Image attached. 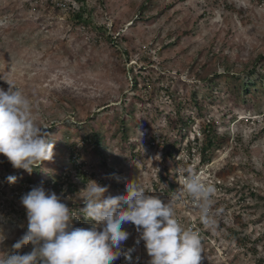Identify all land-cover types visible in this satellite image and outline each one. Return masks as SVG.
<instances>
[{"label":"rangeland","instance_id":"obj_1","mask_svg":"<svg viewBox=\"0 0 264 264\" xmlns=\"http://www.w3.org/2000/svg\"><path fill=\"white\" fill-rule=\"evenodd\" d=\"M81 8L89 25L74 19ZM260 55L264 0H0V76L30 99L34 119L54 143L53 160L44 161L38 173L14 169L0 155V256L27 230L20 198L36 185L62 195L78 215L76 227L89 226L79 212L83 203L74 199L89 179L107 186L106 196L125 192L126 182L137 178L150 195L158 196L155 184L168 188L157 173L163 167L160 144L172 136L169 116L176 120L182 102L193 121L173 168L177 190L164 200L174 205L182 227L198 226L201 264H264ZM255 67L252 85L248 78ZM214 83V89L207 86ZM0 87L9 85L0 79ZM194 91L205 100L201 112L189 99ZM210 120L221 138L203 163L202 126ZM94 131L102 137L100 149L85 139ZM189 152L195 153L189 168L215 187L210 225L200 221L196 205L180 191L177 167ZM9 175L17 177L15 184L7 181ZM60 175L66 182L54 185ZM124 227L132 260L121 256L115 264H147L135 226Z\"/></svg>","mask_w":264,"mask_h":264},{"label":"clouds","instance_id":"obj_2","mask_svg":"<svg viewBox=\"0 0 264 264\" xmlns=\"http://www.w3.org/2000/svg\"><path fill=\"white\" fill-rule=\"evenodd\" d=\"M0 79L9 85L6 90L0 87V155L14 169L31 174L44 161L53 160L54 143L47 128L34 119L30 99L10 79ZM177 174L180 191L194 202L200 221L210 225L214 185L187 166L179 165ZM6 179L17 182L14 175ZM125 188V192L106 196L107 186L89 179L74 197L83 203L79 212L89 226L76 227L78 215L62 195L43 183L32 187L20 198L27 230L7 255L0 256V264H115L121 256L131 261L134 249L124 246L130 236L127 224L135 226L136 244L144 242L150 258L147 264H201V236L180 225L174 205L148 194L138 178L126 182ZM29 244L31 251H18Z\"/></svg>","mask_w":264,"mask_h":264},{"label":"trees","instance_id":"obj_3","mask_svg":"<svg viewBox=\"0 0 264 264\" xmlns=\"http://www.w3.org/2000/svg\"><path fill=\"white\" fill-rule=\"evenodd\" d=\"M85 10V8H81L79 10V12L74 13V19L77 20L78 22H82L84 23V25H89L88 21L84 18V14L83 11ZM264 59V55H260L256 61V63H260V61H262ZM258 68H253L252 72H250V77L248 78V83L249 84H253V80L257 74V72H259L257 70ZM253 73V75H252ZM264 74V72H261V74ZM233 76H236V74H233ZM236 78H242V76H237ZM247 83V82H246ZM236 84V83H235ZM217 84H207L208 87H212L210 89H214V86ZM237 85V84H236ZM205 86V87H207ZM242 88H245L246 90L249 89L247 87H245V84H241ZM206 89V88H204ZM249 91V90H248ZM168 93V91H167ZM175 96V95H172ZM207 98L212 99L211 95L208 93ZM191 100V104L194 106L195 109H198L200 112L202 110H204V105L203 102L205 100H203L202 98L199 97L197 91H194L191 93L190 98ZM126 107H129V103L127 104V102H125ZM127 113H130L129 109L127 111ZM201 115V113H198ZM176 120L173 122V117H171V115L169 116V120L170 123L172 125V136L168 137L167 140H164L162 142V144H160L161 150H162V155H161V162L163 164V167L158 171V175H159V179L160 181L165 180V182L168 184V188H166L165 186H159L158 184H155V193L158 195V197H160L161 199H165V197L167 195H170L174 192H176L177 190V185L176 183L172 180L173 175V168L176 164L179 163V161L177 159V156L179 155V152L183 149L182 147V141L184 139V137L186 136L185 131L187 130V128L189 127V124L193 121V115L192 114H188L187 112H185L183 110V103L179 102L178 107H177V111L175 114ZM204 117H206L204 115ZM125 118H123V123L125 124ZM123 124V126H124ZM203 132H204V144H202V146L199 148L200 149V155H201V162L205 163L208 161L209 159V152L212 151L213 148H215L218 143H219V139L221 138V135L218 132V127L215 125L214 122H212L211 120L209 122L206 123V125L202 126ZM124 130H126V128H124ZM127 135V134H125ZM153 140H156V137H153ZM86 140H91L94 142L95 147H97V149H100L103 147V140L102 137L100 135V132L98 131H94L91 136H88V138H85ZM194 142L197 143L198 145V138H196L195 140H193ZM190 148L191 150H193V148H195L193 146V142L190 141ZM72 156H74V154H72ZM73 160L75 161V164H77V160L76 158L73 157ZM105 160V164H108L107 158H104ZM191 164V162L187 163L184 166L189 167V165ZM42 169V167H38L36 169H34V172H39ZM64 176L60 175L58 176L57 180L54 182V185H60L61 183H65L66 181L63 180ZM33 178H27V181H32ZM69 186H74L73 184H70ZM73 191H75V188L72 189ZM194 230V229H193ZM196 231V230H195ZM199 233V235L201 236L202 233L197 231ZM234 236L241 241V233L240 232H236L234 231ZM262 238H264V236H262ZM202 239V236H201Z\"/></svg>","mask_w":264,"mask_h":264},{"label":"built area","instance_id":"obj_4","mask_svg":"<svg viewBox=\"0 0 264 264\" xmlns=\"http://www.w3.org/2000/svg\"><path fill=\"white\" fill-rule=\"evenodd\" d=\"M200 134V133H199ZM193 149H195V148H193ZM195 153H191V152H189L187 155H186V158H184V161H182L181 162V164L184 166V165H186L187 163H189V162H192L195 158ZM182 158H180L179 160H181ZM192 229H194V230H196V229H198V226H195V227H191ZM196 231H198V230H196Z\"/></svg>","mask_w":264,"mask_h":264}]
</instances>
